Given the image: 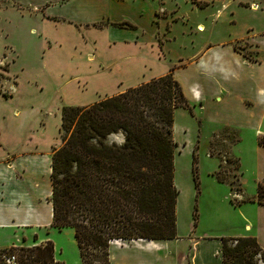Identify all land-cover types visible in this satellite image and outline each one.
I'll list each match as a JSON object with an SVG mask.
<instances>
[{"label":"crops","instance_id":"0c3cea01","mask_svg":"<svg viewBox=\"0 0 264 264\" xmlns=\"http://www.w3.org/2000/svg\"><path fill=\"white\" fill-rule=\"evenodd\" d=\"M199 1L200 5L205 3L207 6L218 0ZM163 2V0H0V10L2 7L6 9L14 7L22 15L35 18L39 26L50 24L54 29H58L59 24L67 22V26L62 30L71 33L72 37L77 35V38H81L75 41L74 45L77 43L83 46L92 60L95 59L96 52L102 51V37L107 40L108 47L114 51V57L112 55L109 56V60H103L106 65L96 72L98 77H95L92 83L99 85L101 81L102 83L106 81L107 76H111L109 79L113 83L120 84L117 88L108 91L105 88L99 98L124 91L129 86L172 71L193 105V114L198 115L202 124L211 121L214 125L213 134L208 142V153L217 157V162L207 167L200 159L201 173L208 175L213 185L216 184L214 182H219V186L226 183L230 185L229 182L220 181L216 176L221 160L217 154L210 152V143L215 133L225 126H230L239 131V136L241 131L249 130L256 141L257 152L264 153V145L259 142V138L264 136V32L256 34L253 32L248 38L250 44H255L259 48L258 55L253 58L238 50L235 44L238 39L246 36V32L239 35L217 32L213 34V38L206 40L202 47L190 55L165 63L159 55L162 53L166 59V55H163L165 42L160 40L157 34L161 19L168 14L167 9L162 5ZM244 2L250 3L247 0ZM252 3L258 4L257 1ZM126 17H131L134 22L127 21ZM140 19L144 22L139 23ZM117 22H128L132 25L122 26ZM199 25H202V22ZM36 29L35 24L30 26L31 31ZM75 29L78 32H75ZM43 33L40 34L46 35ZM116 63L121 74H118L119 76H115L111 70V66ZM127 64H131L133 69L130 75L123 74L122 71V65ZM152 65L159 67V70L153 71ZM107 68L109 70H105ZM123 79L126 84H123ZM185 143L178 142L175 152ZM198 144L195 142V147L198 148ZM37 146L39 145L36 141L33 148ZM13 150H16L15 146L8 147L2 142L0 252L12 246H34L51 239L54 242L56 261L64 264H80L81 255L74 228L71 226L59 228L52 224L53 205L50 200L52 153L28 150L12 156L10 152L14 153ZM262 179L264 176L256 179V192L251 195L252 197L257 194V185ZM174 183L178 188L175 177V156ZM179 195L178 191L176 214ZM251 202L264 217V204ZM237 204L241 205V203ZM179 223L177 214V237L174 238L112 240L111 264H222L220 237L223 235L213 232L197 235L191 232L183 239L179 233ZM239 223H244L242 225L244 230L235 233L234 236L256 235L264 247V242L258 231L253 230L254 222L248 215L244 214ZM62 232L68 237L70 234L73 235L75 247L64 245L60 235ZM181 241L185 243L175 245L178 247V253L173 256L170 251L172 244ZM66 249L68 251H65Z\"/></svg>","mask_w":264,"mask_h":264},{"label":"rangeland","instance_id":"374dc122","mask_svg":"<svg viewBox=\"0 0 264 264\" xmlns=\"http://www.w3.org/2000/svg\"><path fill=\"white\" fill-rule=\"evenodd\" d=\"M163 1L168 14L161 19L157 34L165 42L163 55L166 59L159 53L165 63L190 55L217 32L225 35L246 32V36L235 43L238 50L250 58L258 55L259 48L250 44L248 38L253 32H264V0H247L249 4L245 0L242 4L239 0H218L207 6L205 3L200 5L199 0ZM253 1L258 4L254 5ZM27 16L14 7H2L0 10V148L2 142L8 147L15 146L14 153L10 152L12 156L28 150L53 153L54 148L63 143L62 106L92 103L98 100L105 88L108 91L120 84L113 83L109 79L111 76L99 85L92 83L98 77L96 72L106 65L103 60L114 57V51L103 37L102 51L96 52L92 60L83 46L74 45L81 38L77 35L72 37L71 33L62 30L67 22L54 29L50 24L39 26L35 18L34 21ZM126 19L134 22L131 17ZM143 22L139 20V23ZM201 22L203 29L199 28ZM33 24L36 31L30 30ZM38 31L47 37L37 34ZM117 68V63L111 66L115 76L120 74ZM151 68L159 70L155 65ZM122 71L127 75L133 73L131 64L122 65ZM123 82L126 84L125 79ZM197 116L188 108H178L175 112L174 138L181 144L186 142L175 152V177L180 192L177 207L179 233L183 239L191 232L197 235L203 232L234 235L244 230V223L239 222L245 214L254 222L253 230L258 231L264 242L263 215L249 200L242 201V206L235 202L255 194L256 179L264 176V153L257 152L256 141L249 130L240 132L241 140L234 142L236 144L230 142V132L234 127L218 131L209 149L219 156L223 162L222 170L228 172L233 182L222 186L214 182L216 184L213 185L209 176L201 173L200 159L207 167L217 162V157L208 153L214 125L211 121L202 124ZM124 138L122 131L112 132L106 141L122 143ZM36 141L39 146L33 148ZM195 142L199 143L198 148ZM4 149L7 150L6 147ZM194 152L197 155L198 184L194 177ZM226 156L239 157L241 165L233 168L235 162L227 160ZM60 235L65 246L75 247L73 235L68 237L65 232ZM182 243L185 241L172 244L170 251L173 256L178 253L175 245ZM3 256L4 253L0 252V261ZM259 264L264 262L260 260Z\"/></svg>","mask_w":264,"mask_h":264},{"label":"trees","instance_id":"16d2710c","mask_svg":"<svg viewBox=\"0 0 264 264\" xmlns=\"http://www.w3.org/2000/svg\"><path fill=\"white\" fill-rule=\"evenodd\" d=\"M178 107L193 110L172 71L89 104L62 106L63 143L54 148L51 161L52 224L74 228L82 264H111L114 239L177 237L174 119ZM119 131L124 133L122 143L106 141L110 133ZM239 139V131L231 129L230 142ZM259 142L264 145V136ZM226 159L235 162L233 168L241 165L238 157ZM222 168L220 161L217 178L232 184ZM194 177L198 184L195 152ZM246 200L264 204V179L254 197L234 201ZM220 238L222 264L264 262V247L256 235ZM1 252L15 254L18 264H64L55 260L51 239ZM0 264H5L4 258Z\"/></svg>","mask_w":264,"mask_h":264},{"label":"built area","instance_id":"2783aa9c","mask_svg":"<svg viewBox=\"0 0 264 264\" xmlns=\"http://www.w3.org/2000/svg\"><path fill=\"white\" fill-rule=\"evenodd\" d=\"M5 264H18L15 254L4 255Z\"/></svg>","mask_w":264,"mask_h":264},{"label":"bare ground","instance_id":"6f19581e","mask_svg":"<svg viewBox=\"0 0 264 264\" xmlns=\"http://www.w3.org/2000/svg\"><path fill=\"white\" fill-rule=\"evenodd\" d=\"M199 28H200V29H203V25H200Z\"/></svg>","mask_w":264,"mask_h":264}]
</instances>
